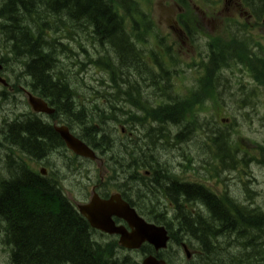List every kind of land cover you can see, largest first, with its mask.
Listing matches in <instances>:
<instances>
[{"label": "trees", "instance_id": "obj_1", "mask_svg": "<svg viewBox=\"0 0 264 264\" xmlns=\"http://www.w3.org/2000/svg\"><path fill=\"white\" fill-rule=\"evenodd\" d=\"M177 1L184 10L179 14V19L191 34L192 27L189 26L195 25L196 21L194 5L191 0ZM134 2L0 0V61L12 73L16 82L13 85L14 92L0 90V102L20 99L19 93L22 91L18 87L24 82V87L46 99L56 109L54 119L68 122L70 126L83 127L81 137L102 155L110 154L115 167H126L129 172L150 169L153 173V155L147 156L152 150L148 129L159 125L171 128L172 132L175 126L184 124L192 129V133L201 128L199 109L207 110L206 103L211 101L210 106L218 110L219 97H222V91L219 90L222 80L219 77L224 75L223 70L229 69L235 58L247 66L249 57L240 49V40L230 36H212L210 52L202 66L204 69L196 78V86L186 95L174 94V85L170 79L175 67L168 53L170 47L165 48L163 41H157L159 34L154 31V21L148 17L150 13H143L141 8L129 11L135 5ZM136 4L139 5L138 1ZM121 10L127 15H121ZM127 16L131 20V28L127 26ZM137 16L142 17L140 23ZM64 20L70 21V26ZM78 25L90 30L91 38L105 46L101 45L103 55L98 51L97 58L88 60V64L107 70L106 77L112 80L111 86L115 89L112 93L102 95L98 106L90 105L85 99L82 102L78 100L79 91L72 83L61 58V54L73 51L70 46V42H73L72 30H77ZM56 26H61V31ZM62 26L66 32L62 31ZM234 49L237 53L233 52ZM105 50L107 55H104ZM124 66L127 67L125 72ZM159 76H164L166 80ZM254 80L252 93L242 98L243 107L250 105L248 100L264 92V70H258ZM146 84L148 87H145ZM96 94L100 95L99 92ZM13 107L15 110L9 117L14 124L5 122L3 129H0L1 157L7 162L4 169L12 177H0V210L4 211L0 218L5 220L1 223L4 225L2 228L5 227L12 236L6 241L13 247L12 264H141L129 255L118 254L117 241L95 240L87 220L62 191L47 178L38 180L39 174L28 167L26 157L31 161L46 160L43 158L54 154V149L66 150L65 143L51 123L19 109L18 104ZM127 107L128 110L129 107L133 108V111H126ZM118 112H126L123 119L117 116ZM35 120L44 123L45 128L39 129ZM112 121H115L113 125L129 126L130 130L131 127L142 126L136 128L133 135H129V141H121L119 145L116 140L109 141L107 132L101 135L99 131L100 127ZM161 129L158 136L166 144L172 138L171 132L165 133ZM214 130L210 138L213 139L212 146L219 147V151L227 147L239 156L249 150L240 142L233 143L230 134L234 130L232 125L229 133L221 132L216 127ZM179 136L175 138L177 142H180ZM259 150L264 153L262 145ZM189 165L187 168L192 169L193 164ZM155 168L163 180L169 181L167 192L179 204L166 211L158 209L156 212L154 207L159 206L151 197L156 194L153 192V178L147 180L143 176L138 177L139 180L135 179L141 184L139 191L146 192L147 198L144 195L138 196L145 202L149 201L152 209L148 205H143L144 209L140 206L139 209L149 220L167 226L173 244L179 246L187 242L192 247L197 246L205 251L207 248L209 251V235L212 232L218 234L214 222L225 220L221 222L222 227H226L224 232L228 235L232 231L229 224L233 221L231 212L232 217L252 222L247 234L236 238V234L230 235L235 238L234 243L242 247L250 245L254 249L260 240L264 243V239H261L264 238V212L257 208H243L225 198L218 199L210 190L198 184L171 181L170 178L174 180L175 177L172 167L156 164ZM134 193L139 194L137 191ZM199 201L207 204L209 216L206 218L203 217L204 211ZM182 202H189L193 206L187 208ZM252 210V214L246 213ZM216 250L212 247L209 255L205 252L195 263L192 261L185 264H218V260L214 256L212 258V253L218 255ZM158 255L169 261L166 251ZM206 257L210 260H206ZM246 258L251 261V256L246 255ZM252 260L251 263L241 260L239 264H264V255L260 258L254 255ZM169 263L175 264L171 259Z\"/></svg>", "mask_w": 264, "mask_h": 264}, {"label": "rangeland", "instance_id": "obj_2", "mask_svg": "<svg viewBox=\"0 0 264 264\" xmlns=\"http://www.w3.org/2000/svg\"><path fill=\"white\" fill-rule=\"evenodd\" d=\"M195 1L199 2L200 7L202 8H210L216 12L221 11V14H224V16L227 18H229L228 16L232 14V9L227 10L225 9V6L223 8H219L218 5H220L222 2L220 0ZM250 2L245 1V9L251 10L253 8L250 6ZM138 3L139 5L136 7V9L141 8L143 13H145L146 11H150L151 16L148 17L161 26L158 29L161 32V34L159 35L160 39L162 37H167V34H170V30L166 28V26L172 24L168 21V15L172 16L171 12L175 9V6L177 4L176 0H139ZM145 14L148 15L149 13L146 12ZM257 14L258 12H256V15ZM259 15L262 14L260 13ZM256 17L258 19V16ZM137 19L138 23H140L142 17L137 16ZM64 21L70 26V21ZM129 21L130 20L127 19V24L129 23ZM259 21L261 22L262 19ZM220 22L222 21H218L217 23ZM244 22L245 21H243V23L242 21H234L233 19L229 22V20L224 19V23H220L217 25L221 26L220 29L212 30L210 23L202 22L200 20V24L205 29H207V32L210 31V33H206L208 34V36H204L203 34L206 31L202 29L201 32L203 34L200 33L197 35V39L195 40V44L193 45H190L189 41H187L186 38L179 33H173L174 37H169V41L172 43L175 42V39L177 40V46H175V50L180 51L179 58H176L172 54L174 51L173 48L171 49L170 53L174 57V63L178 64L180 69L185 70L184 72L180 73L174 72L175 75H173L172 79H170V81L174 85V94H176L175 88L177 94L186 95L190 91V89L195 86L197 81L196 78L198 68L196 67L190 70L191 68L189 66L193 62H195L196 64L200 62L203 64L205 63L204 59H206L207 54H209L210 52L208 49L210 47L208 44L210 37L221 35L225 38L228 25H230L232 29H235V27L237 26L244 25ZM71 25H74V23ZM56 28H58V31H61V26H56ZM62 31L66 32L67 30H65L63 27ZM251 31L253 33H256L254 34V36H252L254 39H258V41L264 40V36L261 33H258L259 30L257 31V29H255ZM72 33L73 42H70V46L72 47L73 51L71 52L69 50V54H61L63 64L67 68L66 71L68 72L72 83L79 91L78 100L82 102L83 99H85L90 103V105L93 104L94 106H98L99 104H101L98 102L99 98L102 97V95L107 94L108 92L112 93L111 91L115 89H113L111 86L112 80L110 81V79L106 77L107 70L92 63L88 64V60L90 58H97L98 51H100L101 55H103L102 46H105L99 43L100 41L95 42V40L91 38L92 32L82 25H78L77 30H72ZM178 41H185L186 46L180 47L178 45ZM64 42L68 43V41L66 40H64ZM164 47L167 48L168 46L165 45ZM255 47L257 46L255 44H252L250 46V49H255L257 51ZM263 49L264 48L261 46L259 52L263 53ZM105 54L107 55L106 50L104 55ZM218 56L221 57V54H218ZM123 69L124 72L125 70L127 71L126 66H124ZM239 69L240 68L233 71L228 70L223 76L219 77V79L222 80V83L219 86V90L222 91V97H219L218 110L210 106L211 101H208L206 103V105L208 106L207 110L199 109V124L201 123V128H199L198 130H193V132L191 133V128H189L188 125L185 126L184 124H181L175 126L172 130V138L170 139V142L166 144L165 142H163V139L158 136L161 132L155 129V132L153 134V130H148V133L151 136L149 138V145L152 150L149 154H147V156L153 155L152 160L158 166L160 165L161 167V165L163 164L166 168L173 167V169L186 176L189 180L192 179L203 181L210 187L212 191L216 193L228 191L232 196L238 199H246L250 197L252 199V202L257 207L262 206L264 208V165L259 164L258 162H254L249 166L241 163L240 166V161L245 162V159L243 158L244 154H240L238 156L236 152L233 153L227 147L219 151V147L216 148L212 146L213 139L210 138L212 135V131L215 132L214 127L220 128L221 132L228 133L230 126L232 125V127L234 128L231 135L232 139H234L233 143H236L235 141H237L247 147L250 146V141L264 144V92L258 93L253 98V100L250 99V101H252L253 103L249 107L244 108L241 104L242 98L249 96L248 94L252 93L254 87H252V82H249V80L243 76V73H241ZM2 75L4 78H7L11 76V72L4 70L2 72ZM159 77L166 80L164 76ZM145 87H148V84H146ZM0 90H5V88L0 86ZM96 92H99L100 95L98 96ZM19 96V104L14 100H11L10 102H8L9 100L0 102V127H2L6 122H3V120L11 114L12 110H14V104H18L20 106L23 104L25 111H29V109L32 110V108L29 107L28 103H26L25 101L26 96L22 94H20ZM100 109L103 108L100 107ZM127 110L128 107L126 111ZM128 111H133V108L129 107ZM125 113L126 112H118L117 116L120 119H123ZM34 114L42 117L45 121H52V116L50 117L44 114L41 115L38 112H34ZM224 119L229 120L228 124H231L229 126L224 125L222 123V120ZM217 121H219L221 124ZM114 123L115 121H112V123L107 125L106 131L110 134V139L112 141L116 140L119 145L121 141H129V134L135 133L136 128H141V126L137 125L134 126V128L131 127L130 130L128 128L129 126H126L125 124L113 125ZM122 126H126L127 130L125 129V133H122L120 130ZM78 127L79 128L76 127V129H74V132H79L81 134L82 130L80 126ZM169 129L171 132V128ZM164 131H166V129L162 130V132ZM179 132H183V135L182 140H180V142H177L174 139V136H176ZM162 144L165 145L162 146ZM250 149V154L247 158H249L251 155H259L260 159L263 158V156H261V154L263 153H261L259 149ZM124 150L125 149H123V151ZM1 151L2 150H0V158L2 156ZM47 157H49L47 159L48 165H45V167L49 170V177H51V180L54 179L55 172L58 171V175L63 178V181H61V185L64 188L68 198L73 201L74 204H76L75 202H85L90 195L91 185L87 181L88 177L82 176V170L84 169L96 171L97 173L94 174V176L96 177H98L100 171L103 172L104 170H109L113 173L116 172L118 173L119 180L111 182L108 185L107 190L112 191L118 190L119 188H125V180H127V175L123 172L122 169L114 167L113 162L110 160V154L104 157L106 164L102 167L99 166V163L95 164L92 162L82 161L81 159L79 161L83 162L82 164H79L77 161H75L73 164L75 158L70 157V154L64 157L63 153L62 155L56 153L55 155H49ZM233 158L235 161L233 160ZM116 163L119 164L118 162ZM189 163L193 164L191 166L193 167L192 169L187 168V166H190ZM4 164H6L5 161H0V174H2L3 178L11 179L12 177L9 176V171H7V169H4ZM235 164H237V168H235ZM114 169H116L117 171H115ZM133 174H135V172L131 173V175ZM147 180H150V178H148ZM164 183L166 185L169 184L167 181H165ZM140 185L141 184L136 181L127 183V187L128 189H130L131 194L136 192ZM156 198L157 197H153V201H155ZM149 204L151 203L149 202ZM149 204H146L148 205L147 207L152 209ZM143 205H140L141 208H143ZM154 209L157 212L160 208L155 206ZM202 209L204 211L203 216H205L206 210L205 208ZM252 209H254V207ZM253 212L254 210H252L250 213H246L252 214ZM3 213L4 211L0 210V217L3 215ZM239 220L240 221L235 220L229 223L232 231L228 232V235H226V232L225 234H223V236L220 237L218 236V234H216V232H210L211 237L209 235V241L207 240L208 246L210 247L209 251L212 250V247H225V249L217 248V256L212 253V258L214 256L215 259L218 260V264H239L241 260H243V262L245 263H251V261H253L252 258L254 255L259 256V258L264 255V243L261 240L258 242V246L256 249L249 245V249L252 248L248 254L249 256H251V261L249 260V258H246L247 254H242L241 250L236 245L231 244L234 238L230 237V235H234L243 230H249L252 226V222H249L247 219L243 221L241 219ZM222 221L224 222L225 220H219L218 222L220 223ZM2 222H5V220L0 218V264H12V248L10 244L6 242L9 241L12 236L8 231H6L5 227L2 228L4 226L1 224ZM242 223L246 225H243ZM226 241L230 243L227 246L225 245ZM233 246L236 248V250L235 248H233ZM206 250L208 251L207 248ZM229 250L231 251L229 252ZM133 254H135L132 256L133 258L138 260L142 259V254L140 252H133ZM167 255L169 257V261L171 259L175 264H185V262L187 261L182 250L178 249L176 245L173 246V248ZM196 261L197 257L195 255L192 263H195ZM255 262L260 263L261 261L256 260Z\"/></svg>", "mask_w": 264, "mask_h": 264}, {"label": "flooded vegetation", "instance_id": "obj_3", "mask_svg": "<svg viewBox=\"0 0 264 264\" xmlns=\"http://www.w3.org/2000/svg\"><path fill=\"white\" fill-rule=\"evenodd\" d=\"M136 1H139V0H135V2H134L135 5L129 10L130 12H131L132 9L137 7ZM220 1H222V2H221L220 5H218L219 8H223L225 6V9H227V10L232 9V14L230 16H228L229 18L225 17L224 14H221V11H217L216 12V11L210 9V8H197L194 5V7L196 8V11H195L196 15H197V17L199 19V25H197V29H199V31L195 32L196 33V35H195L196 39H197V35L202 33L201 32L202 29L205 30L206 33H210V31L207 32V29H205L200 24V20L202 22L210 23L211 24V29L215 30V29H220L221 28V26H217V25L220 24V23H224V19H227V20L234 19L236 21H242V22L245 19L246 20V25L245 26L235 27L234 31L236 33H245L246 35L254 36L255 33H253L251 30L257 29V31L259 30L258 33H261L264 36V0H263V2L261 0H220ZM245 1H249V2L251 1L250 2L251 3L250 6L253 7L251 10L245 9ZM122 11H124V10H121V12H120L121 15H123ZM146 12H148V11H146ZM181 12H183V11L181 10L180 6L178 4H176L175 9L172 10V12H171L172 16L168 15V21L170 23H172V24L169 25V26H166V28H168L171 33H179V34L183 35L186 39H189V37L186 36L187 35L186 31H187L188 27L187 26L185 27L184 25H182L180 20L178 19L179 14ZM256 12H258L257 15H256ZM260 13L262 14V19L263 20H262V25L258 26V19H257L256 16L259 17ZM218 21H222V22L217 23ZM189 27H192V26L190 25ZM153 28H156V27H153ZM227 29H232V27L228 26ZM206 33H204V35ZM260 42L261 43H255L254 41L251 42L249 46H251L252 44H255L257 46V47H255L257 49V51L255 49H251V51L247 52L248 55H249V59H248L249 62L247 63V69H248L247 75L250 78L249 82L255 81L254 80L255 73L258 70H260V71L264 70V49H263V53L259 52L260 49H261V46L264 48V40H261ZM180 45H181V47H184L186 45L185 41H180ZM249 50H250V47H249ZM256 55H261L262 59L256 58ZM235 60H238V59L236 58ZM21 106H23V104ZM13 112H14V110H12L10 115H12ZM10 115H8L3 120V122L6 121L8 124H14L13 121L10 120V117H9ZM35 123H37L39 125V129L45 128V124L42 123L40 120H35ZM3 127H4V125L2 127H0V129H3ZM65 149L66 150L63 151V156L65 157L68 154H70V157L74 158L73 153L67 147H65ZM54 151H55L54 154H51V155H55L56 153H58L59 155L61 154L59 149H54ZM23 156H25V154ZM27 158H29V157L27 156ZM81 160L82 161H86V162H92V163H95V164L99 163V166H101V167L104 165V162H105L104 159H99V160H90V159L84 160V159H81ZM233 160H234V158H233ZM0 161H5V159H3L1 157ZM40 162L41 161H39V163ZM6 164H7V162H6ZM153 166H154V169H153V192L156 193V194H153V196L157 197V202L158 203H156V205L159 206L160 209L164 208L163 210L166 211L168 208L174 207V206L178 205L179 203L178 202L177 203L174 202L175 199L170 194H168V192H167L168 189L165 188V185H166L164 183L165 180H163V178L161 176H159L158 171L155 169L156 163L153 162ZM32 168H33L32 170H34V171H38L37 169H39L40 172L42 171V169H41L42 167L39 168V167H37L35 165H32ZM85 170L86 169L82 170V176L83 177H88L87 181L89 182V184L91 186H90L89 198L85 202H81L82 204L89 202L92 199L94 192H97L100 195V197H102L104 199L110 198L115 193H121L122 194L121 190L120 191H117V190L108 191L107 190V187H108V185L111 182L119 180L118 173H116V172L113 173V172H111L109 170H106V171L104 170L103 172L100 171L98 177H96V176H94V174L97 173L96 171H93V170H86L85 171ZM123 172L125 173L126 171L123 170ZM135 173L140 178H142L143 175H146V177L151 175V174H149V172H147V173L145 172V174H143V175H141L138 171H136ZM110 174H113V175H110ZM108 175H110V176H108ZM56 176H57V174H56ZM0 177H2V174H0ZM181 177L183 178L184 176H181ZM37 178H38V180H41V179L46 178V177H44L43 174L42 175L39 174V175H37ZM127 178H129V179L125 180V188H123V191H124L123 194L124 195H122V196H124L123 198L126 197L127 199L126 198L125 199L129 200L135 206V203L133 201H131L132 194L130 192V189H128V187H127V183L128 182L132 183L133 181H136V179L131 176V173L128 174ZM55 179L57 181H59L60 183H61V181H63V178L61 176H59V180L57 178H54L52 180H55ZM48 180H51V178L48 179ZM171 181H174V180H171ZM61 187H62V185H61ZM167 195L171 198V201H170V199H169V197ZM248 199L249 198H246L245 200L248 201ZM75 203H76L75 205H77V206H79L81 204V203H78V202H75ZM186 203H189V202L183 203L185 207H187ZM204 204L207 206V204L205 202H204ZM230 215H231V219L233 221L238 220L236 217H232L233 212H231ZM113 218H114V220H115L117 225H119V226L123 225L128 230L131 231L130 226L128 225V223L125 220L117 218L116 216L113 217ZM218 221L215 223L214 227L218 230V232H220L222 234H225L226 232H224V231L226 230V227H222V223L221 222L219 223ZM249 230H243V231H241L239 233H236L235 238L238 237V235H243L244 233L247 234L249 232ZM93 237L97 241H99V240L107 241V239L119 241V238H120L118 235H115V234L111 235V234H108L106 232H103V231H101L99 229H95V228H94V236ZM225 245H226V243H225ZM235 245L241 250L242 254H244V255H246V254L248 255L249 254V252H250L249 246H244V248H243L242 246H238V244H235ZM245 247H247V248H245ZM215 248L217 249V247H215ZM223 248L225 249V247H223ZM144 250L146 251V253L150 252L151 254H156V255H158V253L160 252L152 244L146 245Z\"/></svg>", "mask_w": 264, "mask_h": 264}, {"label": "water", "instance_id": "obj_4", "mask_svg": "<svg viewBox=\"0 0 264 264\" xmlns=\"http://www.w3.org/2000/svg\"><path fill=\"white\" fill-rule=\"evenodd\" d=\"M1 69H3L2 64H0ZM0 82L5 83V80L0 77ZM29 99L35 111L46 113L54 112V109L49 107L44 99L31 94L29 95ZM56 129L63 137L67 146L74 152L88 158H96L94 150L85 144L83 140L73 135L67 126H56ZM80 211L88 217L93 227L109 233L119 234L121 236L120 244L126 248H140L146 241L155 244L158 249L167 247L169 240L167 229L164 226H157L147 222L120 195H113L107 200L95 196L89 204L81 205ZM113 215H117L128 221L129 225L134 228L133 232H129L123 226L117 227L113 221ZM184 248L188 252L185 244ZM143 264H167V262L151 255L143 261Z\"/></svg>", "mask_w": 264, "mask_h": 264}, {"label": "bare ground", "instance_id": "obj_5", "mask_svg": "<svg viewBox=\"0 0 264 264\" xmlns=\"http://www.w3.org/2000/svg\"><path fill=\"white\" fill-rule=\"evenodd\" d=\"M23 85H24V82L22 83ZM11 100H9L8 102H10ZM14 101H17V103L19 104V102H18V99H14ZM14 110H15V108H14ZM106 126L107 125H104V126H102V127H100V129H99V131H100V133H101V135H103L105 132H107L106 131ZM139 126H142L141 124L139 125ZM159 125H156L155 127H150L148 130H153V134H154V132H155V129H157L158 131H159V128H162L161 130H163V129H166V131H164L165 133H169L170 132V129L168 128V127H166V126H160V127H158ZM81 128V133H83V127H80ZM168 129V130H167ZM184 132V131H183ZM183 132L181 133V132H179L176 136H174V139L177 137V136H179V135H181V136H179L181 139L180 140H182V135H183ZM173 132H171L170 134H172ZM107 134H108V136H109V141H111V139H110V134L107 132ZM97 138H99L98 136H97ZM176 140V139H175ZM57 149V148H56ZM60 150V153H61V155H62V153H63V151L64 150H62V149H59ZM73 156H74V161H73V164H74V162L75 161H77L79 164H82L83 162H81V161H79L80 159H82L83 157L80 155V154H77L76 152H73ZM77 158V159H76ZM132 177H134V178H136V179H138V175L135 173V174H133V175H131ZM139 180V179H138ZM168 183H169V181H167ZM168 186L169 185H165V188H168ZM140 188V187H139ZM139 188H138V190H137V192H139V194H135V193H133L132 194V199H131V201H133L134 203H135V207L136 208H138V207H140V205H146V204H149L148 202L149 201H143L142 200V197H139L138 195H144L146 198H147V196H146V192H141V191H139ZM153 196V194L151 195V197ZM153 197H155V196H153ZM151 199V198H150ZM183 203V202H182ZM136 204H139V206H137ZM199 204H201V206H202V208H205V210H206V215L205 216H203L204 218H206V217H208L209 215H208V208H207V206L204 204V202L203 201H199ZM223 234L222 233H220V232H218V236H222ZM235 241H234V239H233V242H232V244L233 245H235V244H238V243H234ZM11 246V245H10ZM11 248L13 249V247L11 246ZM206 253L208 254V251L206 250ZM209 255V254H208ZM210 257V256H209ZM208 257H206L205 259L206 260H210V258H208ZM206 260H204V261H206ZM207 264H214L213 262H210V263H207Z\"/></svg>", "mask_w": 264, "mask_h": 264}]
</instances>
